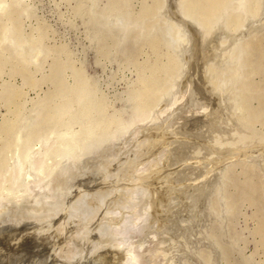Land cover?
Returning a JSON list of instances; mask_svg holds the SVG:
<instances>
[{
  "label": "rangeland",
  "instance_id": "rangeland-1",
  "mask_svg": "<svg viewBox=\"0 0 264 264\" xmlns=\"http://www.w3.org/2000/svg\"><path fill=\"white\" fill-rule=\"evenodd\" d=\"M156 1L157 0H87V1L86 0H0V51H1L0 52V127L2 128V124L5 125V121L8 124L7 120L8 121L10 120L11 122L9 121V123H10L9 125L12 124V128L14 129V130L12 129L10 131L12 133L11 134L12 139L10 141V143H11L10 145L13 146V147H11V146H8L9 144L6 143V141H7L6 138L8 136H10L7 134L8 131H3L4 128H2V129L0 128V139L2 138L1 142H0V152H1L0 153V171L1 170L3 171V172L1 171L2 176L0 173V183L3 186L0 193L7 196V197H5L4 202H2L4 207H3V205H1L2 207L0 208V232H2L3 230L9 229V228L11 230H14V229L18 230L19 229V231H20L21 227H29L30 225L35 227L34 231H33V229H31V231L29 230L30 234H29V232L26 233V235L24 233H21L20 235L18 234V235H14L13 237H10L11 239L9 240V242H11V240H12V242L9 244H6L4 241L2 243H0V247L1 246L3 247V248H0V254H1L0 264H12V263L13 264H19V263L21 264V262H22V264H25V262H27L26 264H45V263L47 264L48 261L50 262V263L48 262L49 264H51V263L60 264L59 260L61 261L62 264H64L63 262H64V260H67V258H69L68 259L69 262L65 261L66 262L65 264H67V263L73 264L74 260H75L74 264H80L84 260H86L84 262H86L87 264H91L90 262H92L94 264H104V263L107 264L106 263L107 262V253L110 251V250H108L110 248H108V246L104 247V245H109V247H110V244H109L110 243V235H109L110 220H109V216L111 214L109 215V213L106 211V209L109 210L106 207H111V204L109 202L110 201L112 202V199H109V198L110 197L113 198L114 195H117L119 192H121V190H123V188H124V186H123L124 183H126L125 187L128 186L127 184H129L130 186L132 185L131 183H133L132 179H133L134 174L131 173V170H133V165L136 163V160H133V159L137 154V152H136L137 148L134 145H135L136 140L139 138L138 136H141V135H137V133L139 134V132L141 130V124H142V122H140L141 124H139V121H140V119L144 120V116H149V117L151 116V118H153V116L156 114L155 111H152V110H156L155 109L156 105H152V101H151L148 103H150V105H152V106H150L148 103H147V105L149 107L147 105L145 106L143 104L144 102L141 101V98H137L139 96V95H137L138 94L137 92L140 91V93H145L148 90L149 94H150L151 91H154L155 87H147L146 86L147 81L145 79V77L149 75L150 67L152 66V64H154V61H155L154 59H156V60L159 59V60H157V62H155V64L158 63L156 65L160 66L161 64L163 65V63H164L165 67L171 68L170 71H172L173 73H177V74H173V73H170L169 70H166L167 72H164V74L162 71L161 72L162 74L157 75L155 77L156 78L155 82H156V84H158V85L155 84L158 87L157 90L161 89L160 91L156 92V93H160V94H157L159 98L157 97V95H155V97H154V100L156 98V100L158 102L163 100V98L166 95L164 88H166L167 84L171 83L172 79L174 81L176 80V78L174 76L177 75L176 77H178V74L182 70L180 68H182V66H183L182 56L176 50L174 45H172L173 44L172 41L177 37L176 36L177 34H179L181 31L184 32L185 29H184V27L173 23L168 18L166 19L164 17L165 19H162L163 18L162 17V11L164 10L163 7L165 5L166 0H158L159 3L161 2L160 4ZM112 3H114V4H112ZM253 3L255 6L253 5ZM80 4H81V6H80ZM151 4H152V6H151ZM158 6H160V7H158ZM251 6H252V11L250 12V15H248V13H247V15L248 16H253L251 14L257 15L259 12L258 2L257 1L252 2ZM253 6L257 10V11L255 10L256 12L253 10L254 9ZM147 7H148V9L150 7V9L148 10ZM113 8H115L116 10L118 9L117 11H120V12H117ZM145 10L148 14L145 12ZM80 11H82V12H80ZM143 12H144V14H143ZM12 13H13V16H11ZM8 14H9V16H11L9 18V20L13 24L9 28L11 30L12 26L14 27L13 30L17 34L16 36H18V39L16 38L15 33L12 34L13 30L11 32H9V29H7V28L5 29V27H6L5 26L6 25L5 20H6V17H9ZM156 16L162 17L161 19L159 18L160 21H157L158 18ZM248 16H246V13H245V15L244 14L239 15V18L243 22L244 19L247 18ZM95 17H97V18H95ZM151 17L153 19L155 18L154 22L152 21L153 19H150ZM1 18H3V19H1ZM114 18H115V20H114ZM194 18L195 17L192 18L191 16L190 17L187 16L186 18H184V20L186 22L189 21L188 23H190V24H195ZM106 19H107V21H106ZM127 19H128V21L125 22ZM138 20L141 23H139ZM147 20H148V22H147ZM109 21H111V22H109ZM113 21H115V22H113ZM212 21L214 22V20H212ZM216 21H217V19H216ZM105 22H107V23H105ZM159 22H161V23L163 22L164 24H161ZM192 22H194V23H192ZM213 22L212 23L210 22V24L214 25L216 23V22H214V23ZM122 23L124 26H122ZM131 23H133V24L130 25ZM149 23L152 26L151 28H150ZM158 23L161 25L159 26ZM126 24L129 27H127ZM147 24H149V25H147ZM169 24L170 25L172 24L171 25L172 27L169 26ZM113 25H115V26H113ZM125 25H126L128 31L130 30L132 33L130 31H129L130 34L128 32H126L127 29L125 28ZM143 25L145 27H143ZM146 25L148 26V31H150V32L152 31L151 33L147 31ZM156 25L158 27H156ZM163 25H165V26H163ZM139 26H141V28H143V29H141ZM131 27H133L132 28L133 30H131ZM161 27L164 28V30ZM167 27H169V28L166 29ZM107 28L109 29V31L107 30ZM112 28L115 30L113 31ZM135 28H136V31H135ZM138 28H140L141 30L140 29L138 30ZM156 28H158V29H156ZM262 28H264V25ZM262 28L259 30L260 32L256 33L257 35L255 34V38H254V36H252L253 38H251V39H256L260 43V46H259L260 52L257 56H255L254 61L252 62L251 66H248V67L246 66L244 68V73L248 72L249 69H252L253 72L251 73V75H249L250 79L248 78L247 80H245V79L243 80V78H242V82L244 83V81L245 82L250 81L248 83L255 85L256 88H260L258 90L259 91L262 90V91H260V92L258 91V92L261 93V95L264 98V52H262V51H264V36H263L264 31H262ZM36 30H37V33H36ZM162 30H163V32H162ZM139 31H140V33H139ZM142 32L145 34H143ZM101 34L104 36H102ZM127 34H128V36H127ZM258 34H260V35H258ZM13 35L15 36L14 38L12 37ZM37 35H38V37H37ZM172 37H174V38H172ZM154 38H159V42L164 41V42L160 43L159 48L157 49L158 51L156 50L159 53H157L156 51L152 52V48L146 44L147 41L152 40ZM170 38H172V39H170ZM19 39L29 40V42H27V44H29V45H31V44L34 45L33 44L34 42L35 43H36V41L38 42L39 45L36 43L37 45H35V46L39 47L41 49V54H42L39 56L40 58H39L38 62H36L35 64H30V62L27 63L28 61L20 60V58H21L20 56H19V58L17 57V54H18L17 43L19 42L17 40H19ZM130 39H131V41H130ZM30 40H32V43ZM107 40H108V42H107ZM101 42L103 44H101ZM119 42H122V44ZM138 42H139V44H138ZM165 42L168 45L165 44ZM135 43H136V46H135ZM166 45H167V48L165 47ZM102 46H103V48H102ZM169 46L172 47L171 50H170ZM104 47H105V50H104ZM127 48H130V49L128 50ZM141 48L143 50H137V49H141ZM173 50H176V51H173ZM127 51H130V52H127ZM139 51H141V52H139ZM174 52H176V53H174ZM176 55L178 58L176 57ZM168 57L170 58V60H172L173 66L169 62ZM179 57H181V58L179 59ZM242 57H243V59H245L244 53H243ZM24 59H26V58L24 57ZM9 61H11V63H9ZM80 61H82V62H80ZM161 61H162V63H161ZM167 61L169 63L166 65ZM142 64H145V66L147 65L148 67L144 69V65H142ZM79 65H80V67H79ZM73 66H74V68H73ZM173 67L174 68L176 67L177 69L176 68L174 69ZM208 68L209 67H205V69L204 68L202 69V67L200 66L196 70V73H197L196 75L198 77L195 76L194 84H202L203 82L207 81V78L209 80L210 75H212V76L215 75V73H214L215 69L212 66L210 67V69H208ZM179 69H180V71L177 72L176 70H179ZM200 70H202V71H200ZM206 74H209V76L206 77V79H205V76H207ZM74 76H76V77H74ZM168 76H170L171 78ZM201 77L203 78L202 79L203 81L201 80ZM83 78L86 80H84ZM225 78H228V76H226ZM143 79H144V81H143ZM82 80H84V81H82ZM80 81H81V83H80ZM140 81H142V82H140ZM242 82H239L238 86L236 87L237 89L235 88L236 90H234V93H235L234 97L238 96V98L240 99L239 103H236L237 102L236 100H239L238 98H235L234 99L235 101L232 102L234 104V108H236L237 110L236 109H235L236 111L234 109L231 110L233 108V106H232L233 104L231 105V108H227L228 110H225L226 107H225V109H223L224 108L223 104L220 103V107H221L220 117L221 116H223V117H221V120H219L220 119L219 117H218L219 119L218 118H216V119L221 121L222 125H221V122H217V120H215L217 123L213 122V125H215V124L216 125L215 126L211 125L212 130L209 129V127L208 128L207 127L206 128L201 127L200 131L202 130V132H201L202 134L198 130L199 132L197 131L198 132L197 135L200 137L202 136V137L199 138L197 136L198 140L193 141L195 143V145H192V144H194L193 142L189 143L191 145L189 146V148L187 150V152H189L188 153V156H189L188 159H190V160L195 159L196 162H199L201 164L203 163V161H204V163H205V161H207L206 162L207 164L205 163L206 165L204 163L201 165L202 167H205L206 171L203 170L204 168H202V169H198V172H197L196 171L197 167L195 168V164H192L193 161H190V160L186 161L187 165L189 164L190 168H193L191 165H194L193 172L196 174H201V170H202V174H204L206 172L205 176H207L206 177L207 179L209 177H211V179L214 178L213 179L214 180V186H212V189H210V192H208V194L206 195L208 197V199H207V197H205L207 200H205V198L203 200L204 202L202 204L203 205L202 207L204 209L202 208L203 213H202L201 219H204V220H201V221H203L202 222L203 224L200 223V227H199L200 230L198 231L196 229L197 232H195V233L199 232V234H197V235H201V236L200 237L198 236V238L195 237L196 239L194 238L193 243L191 244L190 240H189V242L187 239H185L187 241H184V238H181L182 235L177 233L176 237L181 236L179 238L180 243L183 240V242L181 243L182 244L181 247H183L182 248L183 254L181 255L182 257L180 256L181 258H178L179 260H176L177 262L175 261V263H172V264H176V263L177 264H264V237L260 233V229L258 228V227H260L261 220L264 219V207H263L264 206V204H263L264 199H262V198H264V193H263L264 190H262V189H264L263 188L264 187V174H263V172H264V151H263V153L259 151L260 146L262 148L261 150H264L263 149V147H264V124H263L264 123V109H262V107L264 108V106L260 105L259 100H258V98H256V96H253V98H250L252 96H248L247 98L246 97L244 98V100H246V102L249 103V105H247V107L249 106V108H251V109L248 108L250 111L251 110L252 111L256 110V112L259 111L258 112L259 116L256 117L258 119H255V122H257V123L252 122V124L250 125L252 132L258 133L260 136H262L260 138H258V137L255 138V136L246 132V130L242 124L243 113L241 110V106H242V102H243V91H242V89H240ZM84 83H86V84L84 85ZM239 89H240V91H239ZM163 90H164V93H163L164 95L162 94ZM235 91L238 94H236ZM159 95H163V96L160 97ZM146 96H148V95L146 94ZM247 99L249 100V102ZM148 100H149V98H147V101ZM154 100H153V104L158 103L156 100L155 101ZM235 103H236V107H235ZM147 107L150 108L151 110L148 109V111H147L145 109ZM142 108H144L143 111L146 110L144 112L145 114H143V111H141ZM229 109H230V111H229ZM208 110H210V107L208 108ZM138 111H139V113H138ZM152 112L155 114H153ZM236 112H237V114L234 115ZM203 113L204 112H200L197 114L193 113L192 115L197 117V118H203V115H204ZM140 114H143L142 115L143 117H140ZM200 114H202V115H200ZM192 115L190 116V118L192 117ZM228 116L231 118L233 117V119L230 120L231 118H228ZM75 117H77V118L79 117L78 118L79 122L75 121L76 120ZM149 117H147V118L145 117V118H146V120L148 119L149 121L152 120L150 123L157 122V120H155L154 118L150 120ZM195 117H193V118H195ZM71 118H72V120H71ZM22 120L23 121L25 120V122H22ZM45 120H46V123H45ZM110 120L114 121V122H111ZM12 121L14 124L12 123ZM146 122H148V121H146ZM74 123H76V124H74ZM137 123L139 126H137ZM232 123H234V124H232ZM65 124H66V126H65ZM226 124H227V126H226ZM62 125H64V126H62ZM252 125H254V126L252 127ZM142 126H144V124H142ZM88 127H89V129H86V130L84 129V128H88ZM212 127H215V128H212ZM220 127H222L221 134H220V132H218L221 129ZM231 127H233V128H231ZM126 128L127 129L129 128L128 129L129 131H131L132 128L135 132L138 131V130L136 131V129H139V131L137 133L132 131V133H133L132 134L131 132L124 130ZM82 129L85 130L87 133L85 131H83ZM61 130L64 132H62ZM65 130H66V133H65ZM123 131H125V132L127 131V133H128L127 140L125 139L126 142L123 139L124 138L123 135H125V138H126L127 133L124 134ZM229 131L231 134L229 133ZM70 132H72V133L70 134ZM73 132H76V133H73ZM83 132L86 135H84V134L82 135ZM88 132H90V133H88ZM120 132H122L123 134ZM210 132L212 135L210 134ZM227 133H228V135H227ZM235 134H236V136H234ZM28 135H31V137ZM62 135H64V136H62ZM66 135H68L67 137H70V138L65 137ZM69 135H71L72 138ZM114 135H116L117 137ZM129 135L131 137H129ZM135 135L137 136L136 138H135ZM77 136H79V137H77ZM111 136H112V138H111ZM119 136H120V138L118 139ZM223 136H225V137L222 138ZM250 136H252V137H250ZM121 137L123 140H121ZM133 137L135 138V140H133ZM226 137H227V139H226ZM13 138H14V140H13ZM28 138H29V140H25ZM76 138H77V140H75ZM116 138L118 140H120V141H117L118 143L116 142ZM128 138L131 139V144L129 143L130 140L128 142ZM216 138L219 140H216ZM249 138H251L252 140H249ZM103 139H104V141H102ZM174 139L170 138L171 141L173 140V143H169L170 142L169 140L166 142L164 140V141H160L162 144L161 143L159 144V142H158L157 145L158 146H160V145L164 146V147L161 146V148H160L162 151L165 148L166 149H168V148L172 149L177 144L176 143L177 140H174ZM199 139H201V140L199 141ZM220 139H221V141H220ZM228 139H230V140H228ZM179 140H180V138H179ZM101 141H102V143H101ZM97 142H100L101 145L98 144ZM223 142H224V144H223ZM232 142H234V144ZM91 143L94 144V147L91 146L92 145ZM126 143H128L129 148H127ZM196 143H198V144H196ZM204 143L207 145H205ZM231 143H232V145H235L236 148L238 147V149H242V147H244V149H246V150H244V149H242V150H244L245 154L236 157V159L233 157L230 159L227 157H223L221 154L214 152V148H216L217 145H219L218 146L219 149L223 145L226 148L229 147L232 149ZM89 144H91V145H89ZM220 144H223V145H220ZM87 145L91 146V148L89 149V146H87ZM171 145H172V148H171ZM211 145H212V147H211ZM229 145H231V146H229ZM239 145H242V146L240 147ZM6 146H7V148H6ZM102 146H103V148H101ZM114 146L116 148V149H114V151L116 150L115 153L112 149ZM122 146L124 147V149ZM198 146L201 149H199ZM225 147L222 149H226ZM92 148L97 149V150L92 151ZM109 148H111L113 153L112 152L109 153L110 152ZM132 148H134V149H132ZM156 148L157 147L155 146L154 149L152 150L153 152H151V154H150V159H152V160L154 159L153 157H155L157 154ZM247 148H248V151H247ZM256 148H258V149H256ZM83 149H84V151H86L85 152L86 155H84V152H82ZM117 149H119V151ZM121 149L124 150V152H123L124 154L120 153ZM234 149H235V147H234ZM249 150L252 151V153ZM99 151H100V154L99 153L97 154V152H99ZM106 151H108V153L110 155L107 154ZM23 152H26L25 154H23L24 157H22ZM130 152H132V153H130ZM211 152H214V154L215 153L216 154L214 155ZM247 152L248 153L250 152L251 154L249 156H247L246 155ZM87 153H89V154L87 155ZM128 153H130V154H128ZM190 153L192 154L191 155L192 157L190 156ZM121 154H122V156H120ZM127 154H128V156H127ZM67 155H68V157H67ZM98 155H100V156L102 155L103 158L98 156ZM115 155H117V156H115ZM84 156H85V158H84ZM104 156H108L107 159ZM196 156H198V158H200L202 156L200 158L202 162L199 159L197 161V158H193ZM29 157L31 158V160ZM38 157H40V158H38ZM65 157H66V159L64 160ZM74 157L75 158L79 157V158L74 159ZM213 157L215 160L213 159ZM243 157H245L246 159ZM252 157H254L256 160L254 158H253L254 159L253 160ZM18 158H19L20 162H17ZM25 158H27V159H25ZM41 158H43L45 162L43 160H41ZM69 158H71V159H69ZM112 158H114V161L112 160ZM126 158H128V159H126ZM158 158H157V161H158ZM224 158H225V160H224ZM61 159H63V160H61ZM99 159L102 161H99ZM104 159L106 161H108L109 163L106 162ZM95 160L98 161L99 163L98 162L96 163ZM111 160H112V162H114V166H113ZM121 160H123V161H121ZM11 161H12V164H11ZM21 161H22V163H21ZM29 161H31V163L37 162V163L41 164L42 162H44L45 164H47V165L43 164L44 168L41 171H38L37 172L38 174L36 173L38 177H45V179H43L44 182H47L48 180L49 181L54 180L53 182L55 183L56 182L55 179L56 180L59 179V178H56L57 176H59L61 178V180L62 179L65 180V181L64 180L61 181L59 179L58 181L59 182L61 181V184H59V182L58 183L56 182L55 186H54V183L51 182V186L53 184L52 189L56 188L54 191L57 193V195H56V193L54 194L53 190H51V189L48 190V188H51V186L48 187V185H50V182L49 183L47 182L45 191H46V189L49 191L47 194L49 196V195H51V192H50V190H51L53 192L51 195L52 197H49L50 199L48 198V201H45V202L43 201V205L40 204L39 206H36L35 208H32L31 210H29L30 207L28 204L31 200L30 199L31 196H28V194H26V193H24L22 195V193L19 194L18 192H16L19 189L18 187L22 186L25 183V182L23 184H22V182L20 183V181H23V175H24L23 169H22V172L20 171L21 166H22L21 164H23L22 167H24L27 164V162H29ZM71 161H73L72 163H74L73 165H75L74 166L75 168L72 167L74 174H72V172H69L72 169V168H69L70 166L68 165V164L71 165ZM88 161H90L91 163ZM125 161H127L126 164H125ZM253 161H255V162H253ZM258 161L260 162V164L258 163ZM66 162H67V165L69 166V167L67 166L68 168L65 167ZM68 162H70V163H68ZM80 162H81V164H80ZM110 162H111V164H110ZM189 162H191V163H189ZM83 163H86V164H83ZM104 163H106L107 166ZM118 163H119V166H118ZM122 163L124 165H122ZM10 164H11V167L14 165L16 166L15 169L13 168V170H11V173L9 171L10 169L7 166V165L10 166ZM120 164H121V166H120ZM208 164H209V166L210 165L211 166L208 167L207 166ZM245 164L248 167L245 166ZM84 165H86V166L84 167ZM115 165H117V167H119V169L117 167H115ZM130 165H131V167H129ZM63 166L65 168H62ZM87 166H89L88 167V169L90 168L89 170L86 168ZM108 166H111V167L108 168ZM249 166L251 168L253 167L252 169L256 170V171H253L251 168H249ZM26 167L27 166H25L24 169H26ZM217 167L220 169H218ZM246 167L249 168V170H246L247 169ZM206 168H208L209 171H211L210 170L211 168H212V170H214V168H216V169L214 172L212 171V173L210 174V172H208ZM82 169H84L85 171H82ZM116 169H118V170H116ZM100 170H101V172H100ZM107 170H108V172H106ZM118 171L120 173H118ZM93 172H95V173H93ZM103 172L104 173L106 172V173L104 174ZM102 173L104 175H102ZM124 173L126 176H124ZM252 173H254V174H252ZM60 174H62V175L60 176ZM93 174L96 175V177ZM208 174H210V175L208 176ZM9 175L10 176L12 175V177H11L12 181H10L11 178H8ZM53 175H56L55 179H54ZM69 175H71V176H69ZM76 175H77V177H76ZM81 175H82V178L80 177ZM101 175L103 177H101ZM108 176H111V177H108ZM72 177H75V178H72ZM91 177H92V181H90ZM125 177H126V179H125ZM192 177H193V175H192ZM216 177H217V180H216ZM103 178L106 180L107 184L105 183ZM107 178H110V179L108 180ZM115 178L118 180L117 182L114 181V180H116ZM122 178L125 179V182H124V179L122 180ZM253 178L255 180L252 182L251 179L253 180ZM87 179L89 181H87ZM128 179H130V180H128ZM211 179L209 178V180H211ZM18 180H20V181L18 182ZM76 180L78 183L76 182ZM82 180H84V181L82 182ZM85 180L89 183H87ZM95 181H96V183H95ZM102 181H104V183ZM4 182H6V183H4ZM98 182H100V184H98ZM121 182H123V184ZM62 183L65 184V186H63ZM116 183L121 184V186H119V187H121V190L119 187H117L118 185H116ZM6 184L8 185V187H6L7 186ZM81 186L85 187V189L83 187L80 188ZM254 186H255V188L257 187L256 188L257 190L253 188ZM74 187L77 189H75ZM6 188L8 191L6 190ZM8 188L11 190L13 188L14 189L12 191L11 190L9 191ZM107 188L108 189L110 188V189L108 190ZM117 188H119V189H117ZM68 189H70V191ZM83 189L85 191H83ZM91 189L94 190V192H91L92 191ZM95 189H97V191H95ZM88 190H90V191H88ZM71 191H73V192H71ZM75 191H77L78 194L80 192L81 198H83L82 196L84 194H86V196L84 195V199H81L79 195H76L77 192L74 193ZM86 191L89 192L88 194H90V196L86 193ZM81 192H83V193H81ZM10 194H12V195H10ZM25 194H26V196H25ZM61 194L63 195V197L65 196V200L61 199L62 197H59V196H61ZM65 194H68V195H65ZM74 194H75V197L79 196L76 198L77 203H76L75 199L72 200V198L74 197ZM225 194H226V196L229 195V197H226L227 199L225 198ZM53 195H56L57 196L56 198H58L59 201L57 199H55V197ZM71 196H72V198H71ZM261 196H263V197H261ZM85 197H88V199L87 198L85 199ZM66 198H67V200H66ZM105 198H107V199H105ZM255 198H257V199H255ZM228 199L231 200L232 204L228 201ZM227 201L229 202V204ZM251 201L254 204H252ZM9 202H10V204H9ZM24 202H26L28 204V206ZM73 202H75L76 204H78V202H79V207L77 208V210H76L77 206L76 205L74 206L75 203L73 204ZM106 202L108 203V205H105V204H107ZM67 203H68V208H67V206H65V205H67ZM94 203L96 204L95 206H93ZM6 204H9V205H6ZM59 204H61V205H59ZM83 204H85V205H83ZM19 205H20V207H19ZM62 205H64V206L62 207ZM87 205H88V207H92V208H90V210L92 212L91 211L88 212L89 211L88 207L86 208ZM100 205L101 206L103 205V207H101ZM15 206H17V208ZM50 206H52V207H50ZM58 206H61V208L59 209ZM71 206L74 207L75 208L74 210H76V211H74L71 208ZM39 207L41 208V209H39L41 211L38 212L37 209ZM10 208H13V210ZM15 208H16V210H15ZM24 208L27 209L28 212ZM52 208H53V210H52ZM70 208H71V211H73L72 214H70L71 213ZM93 208L97 211H95ZM48 209H51V212L53 211L55 213L57 212L58 214H60L59 218H61V219L58 218L59 215L57 216V214L55 215V214H53V212L52 213L48 212L47 211ZM11 210L15 215L12 214ZM32 210H33V212H32ZM85 210H88V211H85ZM42 211H45V212H42ZM67 212L69 213L70 216L69 215L67 216V214H68ZM84 212L86 215L83 214ZM104 213H106L107 215L106 214L104 215ZM51 214H53V216H55L56 218H51L52 217ZM80 214H82L83 216H81ZM71 215H73V216H71ZM203 215H204V218H203ZM61 216H63V220L65 219L64 217L67 218L66 224H64L65 220L63 221ZM75 216H78L80 219L77 220L78 217L76 219ZM69 217H73V218L75 217V220L77 222V223L75 221L73 222V218H72L71 222H73L72 224L74 225V227L71 226L72 228L70 231H72L73 233L69 231L70 225H72L70 220L68 219ZM44 218H45V221H44ZM83 218H84V220H82ZM98 218L100 221H101V219H104V220L107 219L108 223H107V220L105 221V223H104V220H103V222H99V220H97ZM52 219H53V221H52ZM17 220H19L18 221L19 224L16 222ZM39 220L40 221L43 220V221H41L42 223ZM47 220H49V221H47ZM68 220L70 223H67ZM88 220H90V221L88 222ZM3 221H9V222H6V224H8V225L7 226H6V224L4 225ZM46 221H47V223H49V224L51 223V225L52 224L53 225L48 226ZM55 221H57V222H55ZM58 221H62L63 223L58 222ZM78 221L81 222L82 226H81V224L78 223ZM94 221H96V222H94ZM97 221H98V223H97ZM14 222H16L17 224H15ZM33 222H35V223H33ZM91 222H94V223H91ZM39 223H41V224H39ZM88 223H90V225ZM58 224H60V228H62V229L64 228L63 231L60 228L56 229V227H59ZM61 224L63 225V227ZM67 224H69V225H67ZM76 224L77 225L79 224L81 227L77 226L78 227L77 228ZM105 224H106V226H104ZM108 224H109V226H108ZM15 225H17V226H15ZM64 226L67 228H65ZM93 226H94V228H92ZM107 226H108V228H107ZM44 229H47L48 231H51V232L57 231V234L49 232V234H51V235H49L50 238L54 237L53 239H50L47 235L48 231H46ZM67 229L69 231V233L67 232L68 234L66 233ZM74 229H76V230H74ZM95 229H97L96 233H95V231H96ZM84 230H86V234H87L86 236H85ZM89 230H91V231H89ZM212 230H214V231H212ZM61 231H62V233H61ZM87 231L91 232L89 234V237H88L89 232L87 233ZM92 231H93V233H94L93 235L95 237H93ZM81 232L84 234H82ZM65 233H66V236H64ZM202 233L204 236L202 235ZM78 234H80V235L82 234V236L84 235L85 237L84 236L82 237ZM106 234H108V235L105 236ZM29 235H30V237L32 236L30 239L31 241L28 239ZM33 235H37V236H35L36 239H38L39 237H41V238H39L38 240L35 241V238L33 237ZM55 235H57V236H55ZM91 235H92V237H91ZM102 235H104V237ZM197 235H195V236H197ZM60 236H61V239L65 237L64 241H67V242H65L61 245L63 239H62V241H59ZM77 236L80 238V240L82 239V241L84 239H86V242L81 241L82 244L81 245L79 244L80 246H78V244H75V242H73L75 239L76 241H78V243H81L79 241V238H77ZM42 237H45L46 239L42 238ZM105 237H108L106 239H108L109 241L106 240ZM47 238H49V239H47ZM96 238L98 239V241L100 239V241L98 242ZM40 239H43V240L45 239L46 241L45 240L43 241ZM101 239H102V242H101ZM57 240L59 241L60 244L57 243ZM94 240H95V242H92ZM5 241L8 242L7 239H5ZM51 241H53L52 244H51ZM21 242H24V243H22V245H21ZM72 242L76 246L73 245ZM105 242L107 244H105ZM191 242H192V240H191ZM25 243H27V244H25ZM36 243H38V244L40 243L39 246L41 245L42 250H39L40 247ZM87 243H89V244H87ZM50 244H51V246H49ZM46 245L49 246L50 249H52L55 246L56 248H53L52 250H56L55 252H57L58 254L56 255V253L55 254L52 253V251L49 249V247H46ZM56 245L57 246L60 245V246L57 247ZM94 245L98 249H99V247H103L100 249L104 250V248H105L106 251L104 250L105 252H103L100 249L96 250V247ZM199 245H200V247H199ZM35 246H36V248H35ZM44 246L46 247V249L44 248ZM61 246H64L65 248L63 247L64 248L63 249ZM19 247L24 248L23 249L24 251H22V249H20ZM37 247H39V248H37ZM66 247H68V249ZM59 248H62L64 251L60 250ZM75 248H76V250L72 251ZM84 248H85V251H87V252H89L88 250L90 248L91 249L94 248V249L93 250L90 249L92 251L90 254V253H87L85 251L81 252L84 250ZM86 248H88V250H86ZM57 249H59L60 251L59 250L57 251ZM28 250H30V252L32 250H34L33 251L34 253H30V252H28ZM69 250H71V253L67 252ZM72 252H74V253H72ZM24 253H27V255ZM28 253H30V254H28ZM48 253L50 254V256L52 255V257L48 258L49 257V256L47 257ZM68 253L70 255L69 257H68ZM78 253H80L81 255L83 254V256H85V257H83L84 260L82 259L83 261H81L80 263H79L80 259L79 260L77 259V261H76V259H74V256L76 257V255H78ZM93 253H94V255H93L94 257L91 256ZM2 254H4L3 256H5L7 254L8 260L6 258H4L2 256ZM16 254H17V257H16ZM40 254H41V256H39ZM42 254H43V256H42ZM88 254L90 257L88 256ZM18 255H20L19 258H22V259L18 261L19 263H17V262L14 263L16 260L12 261V259L14 260L17 258V260H18ZM24 255H26V256H24ZM45 255H46V257H45ZM72 255H74V256L72 257ZM22 256H24L25 258ZM53 256H55L54 257L55 260H54ZM99 256H100V258H99ZM70 257H72V260H70ZM80 257L81 256L79 255V258ZM86 257H89V258L92 257L94 259H92V260L90 259V261L88 262L87 259H89V258H86ZM97 257L99 259H97ZM2 258H4L5 263H3ZM29 258H30V260L31 259H35V260H33V261L28 260L27 261V259H29ZM52 258L54 260L53 262H51ZM62 258H63V260H62ZM76 258H78V256ZM40 259L41 260L46 259V261L41 262ZM56 260H58L57 263H56ZM94 260H96L97 263L94 262ZM178 261H179V263H178ZM84 262L81 264H84Z\"/></svg>",
  "mask_w": 264,
  "mask_h": 264
},
{
  "label": "bare ground",
  "instance_id": "bare-ground-1",
  "mask_svg": "<svg viewBox=\"0 0 264 264\" xmlns=\"http://www.w3.org/2000/svg\"><path fill=\"white\" fill-rule=\"evenodd\" d=\"M87 1V0H86ZM258 2V4H259V12H258V14L257 15H255V14H251V15H253V16H248V15H250V12L252 11V6H251V4H252V2ZM115 2V1H114ZM145 2V1H144ZM155 2V1H154ZM156 2H158L159 3V1L157 0ZM117 3V2H116ZM115 3V4H116ZM119 3V2H118ZM157 3V4H158ZM161 3V2H160ZM159 3V4H160ZM231 3V4H230ZM112 4H114V3H112ZM148 4V3H147ZM146 4V5H147ZM122 5V4H121ZM150 5V4H149ZM253 5H254V3H253ZM80 6H81V4H80ZM86 6V5H85ZM151 6H152V4H151ZM150 6V7H151ZM157 6V5H156ZM155 6V7H156ZM255 6V5H254ZM253 6V7H254ZM150 7H149V9H150ZM158 7H160V6H158ZM162 7V6H161ZM84 8V7H83ZM125 8V7H124ZM130 8V7H129ZM154 8V7H153ZM152 8V9H153ZM164 10L162 11V17L161 16H159V17H157L158 19H157V21H160L159 20V18L161 19H169L170 21H172L173 23H175V24H178V25H180V26H182V27H184V29H185V31L183 32V31H181L179 34H177L176 36V38L172 41L173 42V44L172 45H174V47L176 48V50L181 54V56H182V59H183V66H182V68H180V69H182L181 70V72L178 74V77H176L177 75H175L174 77L176 78V80L174 81L173 79V81L171 80V83L170 84H167V86H166V88H164L165 89V93H166V95H165V97L163 98V100H161V101H157L156 100V98H155V100L158 102V103H154L153 104V100H154V97H155V95H157V94H160V93H156V92H158V91H160L161 89H159V90H157L158 89V87L156 86V85H158V84H156V76L157 75H160V74H162L161 72L163 71V74H164V72H167L166 70H169L170 71V69L171 68H168V67H165V65H164V63H163V65L161 64L160 66L159 65H156V64H158V63H156L155 64V62H157V60H159V59H154L155 61H154V64H152V66L150 67V69H149V75L148 76H146L145 77V79H146V81H147V83H146V86L147 87H155L154 88V91H151L150 92V94H149V91L147 90L145 93H140V91H138L137 93V95H139L137 98H141V101H143L144 103V105L146 106L147 105V103L148 102H151L152 101V105H156L155 107V109L156 110H152V111H155V113H153V114H155L154 116H153V118L155 119V120H157V122H152V123H150L152 120L151 119H153V118H151V116L149 117V116H144V120L143 119H140V121H139V124H141L140 122H142V124H144V126H142V124H141V130H140V132H139V134L137 133L138 131H139V129H136V131L137 132H135L134 130H133V128L131 129V131H129L127 128L126 129H124V130H127L128 132H131L132 133V131H134L135 133H137V135H141V136H138L139 138L136 140V142H135V145L134 146H136V152H137V154H136V156L134 157V159L133 160H136V163L133 165V170H131V173H133L134 174V176H133V183H131L132 185L130 186L129 184H127L128 186H126L125 187V184L126 183H124V188H123V190H121V187H119V186H121V184H117L116 183V185H118L117 187H119L120 188V190H121V192H119L117 195H114V197L113 198H109V199H112V202L110 201L109 203L111 204V207H106V208H108L109 210H107L106 209V211L109 213V220H110V232H109V235H110V247H109V245H104V247L105 246H108V248H110V249H108V250H110L108 253H107V264H172V263H175V261L176 260H179L178 258H181L182 256V254H183V247H181V243L183 242V240H182V242L180 243V240H179V238L181 237L180 235V237H176V234L177 233H179V234H181L182 235V237L181 238H184V241H187L188 240V242H189V240H190V243L192 244L193 243V240H194V238L195 237H197L198 238V236L200 237L201 235H197V234H199V232L198 233H195V232H197V230L199 231L200 230V223H202L203 221H201V220H204V219H201V216H202V204H203V200H204V198L205 197H207L206 195L208 194V192H210V189H212V186H214V178L213 179H211V177H209L211 180H209V178L207 179L206 177L207 176H205L206 175V172L204 173V174H202V170H201V174H196V173H194L193 172V168H194V165H191L193 168H190V165L188 164L187 165V163H186V161L188 160H190V159H188L189 158V156H188V153L189 152H187V150H188V148H189V146L191 145V144H189V143H192L193 141H195V140H198L197 139V134H198V132L200 131V128L201 127H209V129H211V125H213V122H215V123H217V122H221V121H219V120H221V117H223V116H221L220 117V115H221V107H220V103H222L223 104V109H225V107H226V109L225 110H228L227 108H231V105L233 104L232 102H234L235 100V98H238V96H236V97H234V95H235V93H234V90H236L237 88V86H238V83L239 82H242V78H243V80L245 79V80H247L248 78H249V75H251V73L253 72V70L252 69H249L248 70V72H245L244 73V68L247 66H251V64H252V62L254 61V58H255V56H257L258 54H259V50H260V48H259V46H260V43L256 40V39H251V38H253L252 36H254V38H255V34L257 33V32H260L259 30L263 27V25H264V0H166L165 1V5H164ZM113 9H115V8H113ZM112 9V10H113ZM147 9H148V7H147ZM148 9V10H149ZM116 10V9H115ZM118 10V9H117ZM116 10V11H117ZM144 10V9H143ZM147 10V11H148ZM158 10V9H157ZM254 11L256 10L255 9V7H254V9H253ZM12 11V10H11ZM257 11V10H256ZM255 11V12H256ZM80 12H82V11H80ZM111 12V11H110ZM114 12V11H113ZM117 12H120V11H117ZM130 12V11H129ZM134 12V11H133ZM141 12V11H140ZM145 12H146V10H145ZM160 12V11H159ZM254 12V13H255ZM8 13V12H7ZM127 13V12H126ZM139 13V12H138ZM147 13V12H146ZM245 13H246V16H248L247 18H245L244 19V21L242 22L241 20H240V18H239V15H245ZM247 13H248V15H247ZM143 14H144V12H143ZM148 14V13H147ZM146 14V15H147ZM134 15V14H133ZM132 15V16H133ZM157 15V14H156ZM8 16H9V14H8ZM11 16H13V13H12V15ZM11 16H9V17H6V20H5V29L7 28V29H9V32H11L12 30H13V26H12V29L10 30V28L9 27H11V25H13L12 24V22L9 20V18L11 17ZM111 16V15H110ZM142 16V15H141ZM154 16V15H153ZM187 16H191L192 18L193 17H195L194 18V20H195V24H190V23H188V22H186L185 20H184V18H186ZM5 17V16H4ZM15 17V16H14ZM134 17V16H133ZM140 17V16H139ZM138 17V18H139ZM165 17V18H164ZM13 18V17H12ZM95 18H97V17H95ZM128 18V17H127ZM1 19H3V18H1ZM113 19V18H112ZM123 19V18H122ZM132 19V18H131ZM130 19V20H131ZM150 19H153L152 17L150 18ZM216 19H217V21H216ZM100 20V19H99ZM114 20H115V18H114ZM154 20H155V18L152 20L153 22H154ZM188 20V19H187ZM212 20H214V22H216L214 25H211L210 24V22L212 23L213 21ZM3 21V20H2ZM17 21V20H16ZM101 21V20H100ZM106 21H107V19H106ZM128 21V19L125 21V22H127ZM132 21V20H131ZM139 21V20H138ZM167 21V20H166ZM109 22H111V21H109ZM113 22H115V21H113ZM124 22V21H123ZM146 22V21H145ZM147 22H148V20H147ZM150 22V21H149ZM171 22V23H172ZM191 22V21H190ZM213 22V23H214ZM4 23V22H3ZM105 23H107V22H105ZM139 23H141L140 21H139ZM143 23V22H142ZM159 23H161V22H159ZM158 23V24H159ZM192 23H194V22H192ZM133 23H131L130 25H132ZM144 24V23H143ZM150 24V23H149ZM149 24H147V25H149ZM155 24V23H154ZM161 24H164L163 22L161 23ZM161 24H159V26L161 25ZM119 25V24H118ZM117 25V26H118ZM127 25V24H126ZM126 25H125V28L127 29V27H129L128 25H127V27H126ZM146 25V26H147ZM166 25V24H165ZM165 25H163V26H165ZM172 25V24H171ZM170 24H169V26H171ZM93 26V25H92ZM113 26H115V25H113ZM121 26V25H120ZM122 26H124L123 25V23H122ZM134 26V25H133ZM168 26V25H167ZM174 26V25H173ZM110 27V26H109ZM140 28H141V26H139ZM143 27H145L144 25H143ZM152 26H151V24H150V28H151ZM156 27H158L157 25H156ZM172 27V26H171ZM124 28V29H125ZM133 27H131V30H133L132 29ZM140 28H138V30L140 29ZM154 28V27H153ZM162 28V27H161ZM169 27H167L166 29H168ZM4 29V28H3ZM111 29V28H110ZM141 29H143V28H141ZM140 29V30H141ZM145 29V28H144ZM147 31H148V26H147ZM145 29V30H146ZM156 29H158V28H156ZM155 29V30H156ZM163 30H164V28H162ZM264 28H262V31H264L263 30ZM107 30L109 31V29L107 28ZM112 30L114 31L115 29H113L112 28ZM123 30V29H122ZM121 30V31H122ZM154 30V31H155ZM163 30H162V32H163ZM125 31V30H124ZM130 31V30H129ZM129 31H128V29L126 30V32H128L129 33ZM135 31H136V28H135ZM131 32V31H130ZM148 32H150V31H148ZM152 32V31H151ZM150 32V33H151ZM15 32H14V30H13V33L12 34H14ZM21 33V32H20ZM19 33V34H20ZM36 33H37V30H36ZM117 33V32H116ZM115 33V34H116ZM132 33V32H131ZM139 33H140V31H139ZM143 33V32H142ZM147 33V32H146ZM155 33V32H154ZM160 33V32H159ZM185 33V34H184ZM119 34V33H118ZM121 34V33H120ZM130 34V33H129ZM143 34H145V33H143ZM172 34V33H171ZM17 34L15 33V36H16ZM102 35V34H101ZM152 35V34H151ZM162 35V34H161ZM257 35V34H256ZM258 35H260V34H258ZM14 35L12 36L13 38L15 37ZM20 36V35H19ZM22 36V35H21ZM102 36H104V35H102ZM127 36H128V34H127ZM147 36V35H146ZM153 36V35H152ZM169 36V35H168ZM264 36V35H263ZM262 36V37H263ZM33 37V36H32ZM37 37H38V35H37ZM155 37V36H154ZM162 37V36H161ZM16 38L18 39V36H16ZM23 38V37H22ZM34 38V37H33ZM124 38V37H123ZM172 38H174V37H172ZM172 38H170V39H172ZM258 38V37H257ZM126 39V38H125ZM129 39V38H128ZM134 39V38H133ZM140 39V38H139ZM163 39V38H162ZM106 40V39H105ZM169 40V39H168ZM17 41H19L18 43H17V49H18V54H17V57L19 58V56L21 57L20 58V60H22V61H28L27 63H29L30 62V64H35L36 62H38V60H39V56L40 55H42L41 54V49L39 48V47H36L35 45H37L38 44V42L36 41V43L34 42L33 44L34 45H29V44H27V42H29V40H24V39H19V40H17ZM31 41V43H32V40H30ZM127 41V40H126ZM130 41H131V39H130ZM140 41V40H139ZM263 41V40H262ZM107 42H108V40H107ZM106 42V43H107ZM123 42V41H122ZM122 42H119V43H121L122 44ZM135 42V41H134ZM162 42H164V41H161V42H159V38H154V39H152V40H149V41H147L146 42V44L149 46V47H151L152 48V52H155L158 48H159V45H160V43H162ZM169 42V41H168ZM40 43V42H39ZM137 43V42H136ZM136 43H135V46H136ZM171 43V42H170ZM263 43V42H262ZM101 44H103L102 42H101ZM100 44V45H101ZM138 44H139V42H138ZM165 44H167L166 42H165ZM39 45V44H38ZM126 45V44H125ZM128 45V44H127ZM168 45V44H167ZM167 45L165 46L166 48H167ZM171 45V44H170ZM263 45V44H262ZM141 47V46H140ZM170 47V46H169ZM102 48H103V46H102ZM101 48V49H102ZM107 48V47H106ZM113 48V47H112ZM111 48V49H112ZM143 48V47H142ZM137 49V50H143V49ZM150 48V49H151ZM98 49V48H97ZM110 49V50H111ZM128 50L130 49V48H127ZM172 49V47H170V50ZM104 50H105V47H104ZM154 50V51H153ZM176 50H173V51H176ZM99 51V50H98ZM123 51V50H122ZM135 51V50H134ZM151 51V50H150ZM158 51V50H157ZM156 51V52H157ZM1 52V51H0ZM113 52V51H112ZM127 52H130V51H127ZM136 52V51H135ZM139 52H141V51H139ZM262 52H264V51H262ZM145 53V52H144ZM157 53H159V52H157ZM171 53V52H170ZM174 53H176V52H174ZM243 53L245 54V59H243ZM4 54V53H3ZM101 54V53H100ZM110 54V53H109ZM125 54V53H124ZM142 54V53H141ZM147 54V53H146ZM156 54V53H155ZM168 54V53H167ZM262 54V53H261ZM242 55V56H241ZM122 56V55H121ZM168 56V55H167ZM170 56V55H169ZM261 56V55H260ZM3 57V56H2ZM23 57V58H22ZM24 57L27 59H24ZM138 57V56H137ZM157 57V56H156ZM155 57V58H156ZM176 57H177V55H176ZM4 58V57H3ZM6 58V57H5ZM8 58V57H7ZM104 58V57H103ZM178 58V57H177ZM181 57H179V59H180ZM258 58V57H257ZM120 59V58H119ZM97 60V59H96ZM168 60H169V62L172 64V66H173V62H172V60H170V58L168 57ZM148 61V60H147ZM17 62V61H16ZM80 62H82V61H80ZM120 62V61H119ZM168 61H167V63H166V65L169 63ZM9 63H11V61H9ZM85 63V62H84ZM101 63V62H100ZM122 63V62H121ZM133 63V62H132ZM141 63V62H140ZM139 63V64H140ZM146 63V62H145ZM151 63V62H150ZM161 63H162V61H161ZM82 64V63H81ZM147 64V63H146ZM16 65V64H15ZM83 65V64H82ZM142 65H144V69L145 68H147L148 66L146 65L145 66V64H142ZM75 66V65H74ZM74 66H73V68H74ZM100 66V65H99ZM202 67V69L204 68L205 69V67H209L208 69H210V67L212 66L214 69H215V75L214 76H212V75H210L209 76V74H206L207 76H205V79H206V77H208L209 76V80H208V78H207V81L206 82H203L202 84H194V79H195V76L196 77H198L196 74V70L199 68V67ZM79 67H80V65H79ZM82 67V66H81ZM84 67V66H83ZM143 67V66H142ZM174 68V67H173ZM176 68V67H175ZM174 68V69H175ZM177 69V68H176ZM180 69L179 70H176L177 72H179L180 71ZM73 70V69H72ZM77 70V69H76ZM212 70V69H211ZM175 71V72H176ZM200 71H202V70H200ZM82 72V71H81ZM80 73V72H79ZM170 73H173L172 71H170ZM201 73V72H200ZM199 73V74H200ZM213 73V72H212ZM213 73V74H214ZM227 73V74H226ZM76 74V73H75ZM173 74H177V73H173ZM79 75V74H78ZM83 75V74H82ZM171 76V75H170ZM170 76H168V77H170ZM173 76V75H172ZM204 76V75H203ZM202 76V77H203ZM226 76H228V78H225ZM74 77H76V76H74ZM86 77V76H85ZM201 77V80L203 79ZM80 78V77H79ZM171 78V77H170ZM174 78V79H175ZM84 79V78H83ZM250 79V78H249ZM77 80V79H76ZM84 80H86V79H84ZM84 80H82V81H84ZM166 80V79H165ZM164 80V81H165ZM198 80V79H197ZM200 80V81H201ZM143 81H144V79H143ZM167 81V80H166ZM196 81V80H195ZM203 81V80H202ZM140 82H142V81H140ZM197 82V81H196ZM248 82H250V81H247V82H245L244 81V83L242 82V84H241V88L240 89H242V91H243V102H242V106H241V110H242V113H243V117H242V124H243V127L245 128V130H246V132L247 133H249V134H251V135H253V136H255V138H260V137H262V136H260L258 133H255V132H252L251 131V124H252V122H254V123H257V122H255V119H258V118H256L257 116H259V111L258 112H256V110H249V109H251V108H249V106L247 107V105H249V103H247L246 102V100H244V98L246 97H248V96H252V97H250V98H253V96H256V98H258V100H259V103H260V105L261 106H264V98H263V96L261 95V93H259L260 91H262V90H258V89H260V88H256V86L255 85H253V84H250V83H248ZM33 83V82H32ZM80 83H81V81H80ZM144 83V82H143ZM71 84V83H70ZM86 83H84V85H85ZM156 84V85H155ZM34 85V84H33ZM160 85V84H159ZM157 87V88H156ZM79 88V87H78ZM161 88V87H160ZM225 88V89H224ZM236 88V89H235ZM163 89V88H162ZM240 89H239V91H240ZM83 90V89H82ZM89 90V89H88ZM76 91V90H75ZM96 91V90H95ZM259 91V92H258ZM236 92V91H235ZM11 93V92H10ZM13 93V92H12ZM68 93V92H67ZM81 93V92H80ZM156 93V94H155ZM164 93V90H163V92H162V94ZM134 94V93H133ZM146 94L148 95V96H146ZM236 94H238L237 92H236ZM263 94V93H262ZM164 95V94H163ZM163 95H159L160 97L161 96H163ZM136 97V96H135ZM157 97H158V95H157ZM147 98H149V100L147 101ZM159 98V97H158ZM157 98V99H158ZM239 99V98H238ZM140 100V99H139ZM154 100V101H155ZM248 100V99H247ZM88 101V100H87ZM237 102L236 103H239V101H240V99L239 100H236ZM14 102V101H13ZM248 102H249V100H248ZM236 103H235V107H236ZM149 105H150V103H148ZM70 105V104H69ZM143 105V106H144ZM152 105H150V106H152ZM148 106V105H147ZM233 106V108L231 109V110H235L236 108H234V104L232 105ZM260 106V107H261ZM149 107V106H148ZM145 108L147 111H148V109L149 110H151L150 108ZM210 107V110H208V108ZM136 108V107H135ZM249 108V109H248ZM262 109H264L263 107H262ZM144 110V108H142V110L141 111H143ZM145 110V111H146ZM208 110V111H207ZM237 110V109H236ZM235 110V111H236ZM261 110V109H260ZM66 111V110H65ZM140 111V112H141ZM145 111H143V114H145L144 112ZM224 111V110H223ZM229 111H230V109H229ZM200 112H204L203 114V118H197V117H195V116H193L192 114L194 113V114H197V113H200ZM225 112V111H224ZM238 112V111H237ZM237 112L234 114V115H236L237 114ZM68 113V112H67ZM138 113H139V111H138ZM151 113V112H150ZM228 113V112H227ZM143 114H140V117H143L142 115ZM192 115V117L190 118V116ZM135 115V114H134ZM200 115H202V114H200ZM230 115V114H229ZM232 115V114H231ZM139 116V115H138ZM114 117V116H113ZM122 117V116H121ZM147 117H149V119L151 120V121H149L148 119L146 120V118ZM193 117H195V118H193ZM220 119H219V118ZM227 117V116H226ZM66 118V117H65ZM79 118V117H78ZM78 118L77 117H75V121L76 122H79V120H78ZM197 118V119H196ZM216 118H218V119H216ZM228 118H231V117H229L228 116ZM112 119V118H111ZM134 119V118H133ZM223 119V118H222ZM233 119V117L230 119V120H232ZM71 120H72V118H71ZM109 120V119H108ZM148 121V122H146V121ZM215 120H217V122L215 121ZM236 120V119H235ZM10 121V120H9ZM9 121L7 120V122H8V124L6 123V121H5V125L4 124H2V128H4L3 129V131H8V135H10V136H8L6 139H7V141H6V143L7 144H9L8 146H11L10 144V141H11V139H12V137H11V130L13 129L12 128V124L11 125H9L10 123H9ZM14 121V120H13ZM13 121H12V123H13ZM111 121V120H110ZM109 121V122H110ZM145 121V122H144ZM223 121V120H222ZM228 121V120H227ZM11 122V121H10ZM21 122V121H20ZM22 122H25V120L23 121L22 120ZM111 122H114V121H111ZM110 122V123H111ZM135 122V121H134ZM230 122V121H229ZM45 123H46V120H45ZM225 123V122H224ZM223 123V124H224ZM14 124V123H13ZM27 124V123H26ZM74 124H76V123H74ZM78 124V123H77ZM178 124V125H177ZM220 124V123H219ZM231 124V123H230ZM232 124H234V123H232ZM264 124V123H263ZM23 125V124H22ZM96 125V124H95ZM216 125V124H215ZM215 125H213V126H215ZM221 125H222V122H221ZM24 126V125H23ZM62 126H64V125H62ZM65 126H66V124H65ZM137 126H139L138 125V123H137ZM220 126V125H219ZM226 126H227V124H226ZM233 126V125H232ZM254 125H252V127H253ZM26 127V126H25ZM96 127V126H95ZM99 127V126H98ZM229 127V126H228ZM258 127V126H257ZM1 128V127H0ZM1 128V129H2ZM136 128V127H135ZM134 128V129H135ZM138 128V127H137ZM212 128H215V127H212ZM221 129H220V131H218V132H220V134H221V130H222V127H220ZM230 128V127H229ZM231 128H233V127H231ZM66 129V128H65ZM85 130L86 129H89V127L88 128H84ZM98 129V128H97ZM263 129V128H262ZM14 130V129H13ZM83 130V129H82ZM85 130H83V131H85ZM92 130V129H91ZM90 130V131H91ZM199 130V131H198ZM212 130V129H211ZM62 131V130H61ZM70 131V130H69ZM73 131V130H72ZM89 131V130H88ZM127 131L125 132V131H123L124 132V134H126L127 133ZM198 131V132H197ZM255 131V130H254ZM60 132V131H59ZM62 132H64V131H62ZM86 132V131H85ZM202 132V130L200 131V133ZM204 132V131H203ZM209 132V131H208ZM223 132V131H222ZM228 132V131H227ZM257 132V131H256ZM65 133H66V130H65ZM72 132H70V134H71ZM73 133H76V132H73ZM87 133V132H86ZM88 133H90V132H88ZM120 133H122V132H120ZM224 133V132H223ZM229 133H230V131H229ZM84 134V132L82 133V135ZM123 134V133H122ZM133 134V133H132ZM202 134V133H201ZM210 134H211V132H210ZM219 134V135H220ZM231 134V133H230ZM65 135V134H64ZM64 135H62V136H64ZM84 135H86V134H84ZM121 135V134H120ZM212 135V134H211ZM225 135V134H224ZM227 135H228V133H227ZM226 135V136H227ZM2 136V135H1ZM28 136H30L31 137V135H28ZM68 135H66L65 137H67ZM69 136H71V135H69ZM114 136H116V135H114ZM124 136V140L126 139L127 140V136H128V133L126 134V138H125V135H123ZM122 136V137H123ZM133 136V135H132ZM221 136V135H220ZM234 136H236V134L234 135ZM77 137H79V136H77ZM117 137V136H116ZM122 137H121V140H123L122 139ZM129 137H131L130 135H129ZM137 136L135 135V138H136ZM199 138H201L200 136H198ZM225 136H223L222 138H224ZM250 137H252V136H250ZM67 138H70V137H67ZM71 138H72V136H71ZM111 138H112V136H111ZM120 138V136L118 137V139ZM135 138L133 137V140H135ZM170 138L171 139H174V140H177L176 141V145L174 146V148H172V145H171V148L172 149H164L163 151L160 149L161 148V146H163V145H160V146H158L157 144H158V142H159V144L161 143L160 141H164L165 140V142L166 141H170L169 143H173V140L171 141L170 140ZM177 138V139H176ZM179 138H180V140H179ZM221 138V137H220ZM2 139V138H1ZM1 139H0V142H1ZM74 139V138H73ZM80 139V138H79ZM114 139V138H113ZM117 138H116V142L117 141H120V140H118ZM215 139V138H214ZM226 139H227V137H226ZM13 140H14V138H13ZM22 140V139H21ZM25 140H29V138L28 139H25ZM75 140H77V138L75 139ZM126 140H125V142H126ZM129 140H130V142H129ZM132 140V141H133ZM201 139H199V141H200ZM216 140H219V139H217L216 138ZM225 140V139H224ZM228 140H230V139H228ZM249 140H252L251 138H249ZM4 141V140H3ZM74 141V140H73ZM102 141H104V139L102 140ZM102 141H101V143H102ZM109 141V140H108ZM198 141V142H199ZM220 141H221V139H220ZM232 141V140H231ZM25 142V141H24ZM96 142V141H95ZM111 142V141H110ZM114 142V141H113ZM112 142V143H113ZM124 142V141H123ZM124 142V143H125ZM128 142L131 144V139H129L128 138ZM219 142V141H218ZM98 144H100L101 145V143L100 142H97ZM115 143V142H114ZM118 143V142H117ZM194 143V142H193ZM200 143V142H199ZM233 144H234V142H232ZM232 143H231V145H232ZM244 143V142H243ZM14 144V143H13ZM92 144V145H91ZM91 144H89V145H91V146H93L94 147V144L93 143H91ZM97 144V145H98ZM127 144V148H129L128 147V143H126ZM129 144V145H130ZM133 144V143H132ZM162 144V143H161ZM166 144V143H165ZM175 144V143H174ZM196 144H198V143H196ZM205 144V143H204ZM223 144H224V142H223ZM223 144H220V145H223ZM89 145H87V146H89ZM115 145V144H114ZM169 145V144H168ZM192 145H195V143L194 144H192ZM205 145H207V144H205ZM231 145H229V146H231ZM244 145V144H243ZM91 146H89V149L91 148ZM133 146V145H132ZM157 147L156 148V151H157V154H156V158L155 157H153L154 159L152 160V159H150V154H151V152H153L152 150L154 149V147ZM216 146V145H215ZM214 146V147H215ZM218 146L219 145H217V147L216 148H214V152H216V153H218V154H221L223 157H227V158H235L236 159V157H238V156H241V155H243V154H245L244 153V150H246V149H244V147H242V149H244V150H242V149H238V147L236 148V146L235 145H232L231 147H232V149L231 148H229V147H225L224 145L219 149L218 148ZM227 146V145H226ZM235 147V149H234V147ZM240 147L242 146V145H239ZM245 146V145H244ZM260 146V145H259ZM258 146V147H259ZM3 147V146H2ZM11 147H13V146H11ZM15 147V146H14ZM96 147V146H95ZM123 147V146H122ZM164 147V146H163ZM199 147V146H198ZM211 147H212V145H211ZM226 148V149H222V148ZM6 148H7V146H6ZM5 148V149H6ZM10 148V147H9ZM84 148V147H83ZM88 148V147H87ZM101 148H103V146L101 147ZM135 148V147H134ZM134 148H132V149H134ZM249 148V147H248ZM248 148H247V151H248ZM110 150V152L109 153H111L112 152V150H111V148H109ZM113 149V151H114V149H116L115 148V146L112 148ZM123 149H124V147H123ZM123 149H121V151L123 150ZM163 149V148H162ZM195 149V148H194ZM198 149V148H197ZM199 149H201L200 147H199ZM198 149V150H199ZM256 149H258V148H256ZM262 148H261V146H260V152H262L263 153V151L264 150H261ZM263 149H264V147H263ZM3 150V149H2ZM24 150V149H23ZM94 150H97V149H94V148H92V151H94ZM108 150V149H107ZM118 151H119V149H117ZM251 150V149H250ZM249 150V151H250ZM253 150V149H252ZM91 151V150H90ZM104 151V150H103ZM116 151V150H115ZM115 151H114V153H115ZM120 151V153H123L124 152V150L121 152ZM73 152V151H72ZM82 152H84V155H86L85 154V152L86 151H84V149H83V151ZM102 152V151H101ZM194 152V151H193ZM204 152V151H203ZM202 152V153H203ZM214 152H211V153H213L214 154ZM246 152V151H245ZM251 153H252V151H250ZM248 153L247 152V156H249L251 153ZM1 153V152H0ZM26 152H23L22 153V157H24V155L23 154H25ZM96 153V152H95ZM100 154V151L99 152H97V154ZM106 153L107 154H109L108 153V151H106ZM113 153V152H112ZM118 153V152H117ZM130 153H132V152H130ZM130 153H128V154H130ZM156 153V152H155ZM215 153V154H216ZM72 154V153H71ZM89 153H87V155H88ZM103 154V153H102ZM124 154V153H123ZM128 154H127V156H128ZM212 154V155H213ZM214 154V155H215ZM30 155V154H29ZM110 155V154H109ZM108 155V156H109ZM118 155V154H117ZM117 155H115V156H117ZM132 155V154H131ZM149 155V156H148ZM192 154L190 153V156H191ZM199 155V154H198ZM203 155V154H202ZM207 155V154H206ZM220 155V156H221ZM253 155V154H252ZM26 156V155H25ZM41 156V155H40ZM78 156V155H77ZM90 156V155H89ZM93 156V155H92ZM98 156H100V155H98ZM108 156H104L106 159H107V157ZM120 156H122V154L120 155ZM31 157V156H30ZM29 157V158H30ZM42 157V156H41ZM67 157H68V155H67ZM91 157V156H90ZM100 157H102L103 158V156L101 155ZM125 157V156H124ZM159 157V158H158ZM192 157V156H191ZM202 157V156H201ZM200 157V158H201ZM210 157V156H209ZM28 158V159H29ZM38 158H40V157H38ZM61 158V157H60ZM77 158V157H76ZM75 157H74V159H76ZM79 158V157H78ZM77 158V159H78ZM84 158H85V156H84ZM95 158V157H94ZM157 158H158V161H157ZM193 158H197V161H198V159L201 161V159L200 158H198V156H196V157H193ZM212 158V157H211ZM218 158V157H217ZM243 158H245V157H243ZM254 157H252V159H253ZM257 158V157H256ZM25 159H27V158H25ZM66 159V157L64 158V160ZM69 159H71V158H69ZM82 159V158H81ZM93 159V158H92ZM101 159V158H100ZM99 159V161H102V160H100ZM120 159V158H119ZM126 159H128V158H126ZM131 159V158H130ZM213 159H214V157H213ZM246 159V158H245ZM255 159V158H254ZM253 159V160H254ZM30 160H31V158H30ZM41 160H43L44 161V159L43 158H41ZM61 160H63V159H61ZM68 160V159H67ZM91 160V159H90ZM105 160V159H104ZM112 160L114 161V158H112ZM112 160H111V162H112ZM124 160V159H123ZM123 160H121V161H123ZM152 160V161H151ZM206 160V159H205ZM215 160V159H214ZM224 160H225V158H224ZM251 160V159H250ZM249 160V161H250ZM256 160V159H255ZM263 160V159H262ZM25 161V160H24ZM40 161V160H39ZM69 161V160H68ZM96 161V160H95ZM106 161V160H105ZM120 161V160H119ZM128 161V160H127ZM127 161H125V164H126V162ZM190 161H193L192 162V164H195V168H196V171L198 172V169H202V168H204L203 170H205V167H202L201 165L204 163V161H203V163L201 164V163H199V162H196L195 161V159L193 160V159H191ZM260 161V160H259ZM258 161V163L260 164V162ZM17 162H20L19 161V158L17 159ZM45 162V161H44ZM44 162H42L41 164H39V163H31V161H29V162H27V164L25 165V166H27L26 167V169H24L25 168V166L24 167H22L23 166V164H21L22 166H21V172H22V169H23V171H24V175H23V181H20V180H18V182L20 181V183L22 182V186H20V187H18L19 189L16 191V192H18L19 194L20 193H22V195L24 194V193H26V194H28V196H31V200H30V202L28 203L29 204V207H30V209L29 210H31L32 208H35L36 206H39L40 204H42L43 205V201L45 202V201H48V198L49 197H52L51 195H52V191L51 190H55V189H52L53 187V184H52V186H51V182L52 183H54L53 181L54 180H51V181H47L48 183L50 182V185H48V187L49 186H51V188H48V190L49 189H51L50 190V192H51V195H47L48 194V190L46 189V191H45V188H46V183L47 182H44V180L43 179H45V177H38L37 176V172L38 171H41L43 168H44V166H43V164H45ZM73 161H71V165L70 164H68L67 165V162H66V165H65V167H69V168H75L74 166L75 165H73L74 163H72ZM82 162V161H81ZM81 162H80V164H81ZM88 162H90V161H88ZM94 162V161H93ZM92 162V163H93ZM98 161H96V163H97ZM106 162H108V161H106ZM111 162H110V164H111ZM129 162V161H128ZM202 162V161H201ZM207 161H205V163H206ZM253 162H255V161H253ZM15 163V162H14ZM13 163V164H14ZM21 163H22V161H21ZM68 163H70V162H68ZM77 163V162H76ZM87 163V162H86ZM86 163H83V164H86ZM91 163V162H90ZM89 163V164H90ZM99 163V162H98ZM109 163V162H108ZM117 163V162H116ZM120 163V162H119ZM119 163H118V166H119ZM124 163V162H123ZM122 163V165H124ZM189 163H191V162H189ZM204 163V164H205ZM216 163V162H215ZM219 163V162H218ZM217 163V164H218ZM249 163V162H248ZM251 163V162H250ZM11 164H12V161H11ZM11 164H10V166L9 165H7L8 166V168L10 169L9 171H10V173H11V170H13V168L15 169V165L14 166H12L11 167ZM60 164V163H59ZM62 164V163H61ZM82 164V165H83ZM88 164V163H87ZM95 164V163H94ZM106 166H107V164L106 163H104ZM109 164V165H110ZM112 164H113V166H114V162H112ZM132 164V163H131ZM207 164V163H206ZM205 164V165H206ZM256 164V163H255ZM45 165H47V164H45ZM91 165V164H90ZM258 165V164H257ZM256 165V166H257ZM86 165H84V167H85ZM120 166H121V164H120ZM208 167H210L209 166V164L207 165ZM215 166V165H214ZM217 166V165H216ZM245 166H247L246 164H245ZM64 166L62 167V168H65ZM67 167V168H68ZM80 167V166H79ZM83 167V168H84ZM88 167L89 166H87L86 168L88 169ZM109 167H111V166H108V168ZM115 167H117V165H115ZM129 167H131V165L129 166ZM219 167V166H218ZM217 167V168H218ZM248 167V166H247ZM246 167V168H247ZM20 168V167H19ZM47 168V167H46ZM73 168L69 171V172H72V174H74L73 172ZM85 168V169H86ZM118 169H119V167H117ZM249 168H251L250 166H249ZM249 168H247L246 170H249ZM253 168V167H252ZM251 168V169H252ZM90 169V168H89ZM88 169V170H89ZM118 169H116V170H118ZM207 169V171L208 172H210V174L212 173V171L214 172L215 171V169L216 168H214V170H212V168L210 169L211 171H209V169L208 168H206ZM218 169H220V168H218ZM223 169V168H222ZM78 170V169H77ZM92 170V169H91ZM90 170V171H91ZM195 170V169H194ZM253 170V169H252ZM2 171V170H1ZM0 171V173H1V176H2V172ZM54 171V170H53ZM82 171H85L84 169H82ZM94 171V170H93ZM206 171V170H205ZM217 171V170H216ZM251 171V170H250ZM253 171H256V170H253ZM78 172V171H77ZM100 172H101V170H100ZM106 172H108V170L106 171ZM105 172V173H106ZM112 172V171H111ZM115 172V171H114ZM9 173V174H10ZM13 173V172H12ZM37 173V174H36ZM93 173H95V172H93ZM104 173V172H103ZM102 173V175H104ZM118 173H120L119 171H118ZM122 173V172H121ZM237 173V172H236ZM250 173V172H249ZM256 173V172H255ZM46 174V173H45ZM57 174V173H56ZM59 174V173H58ZM92 174V173H91ZM112 174V173H111ZM210 174H208V176L210 175ZM252 174H254V173H252ZM263 174H264V172H263ZM14 175V174H13ZM43 175V174H42ZM62 174H60V176H61ZM84 175V174H83ZM94 175V174H93ZM101 175V177H103ZM192 175H193V177H192ZM258 175V174H257ZM44 176V175H43ZM54 176V179H55V176L56 175H53ZM69 176H71V175H69ZM95 177H96V175H94ZM100 176V175H99ZM124 176H126L125 175V173H124ZM250 176V175H249ZM259 176V175H258ZM12 177V175L10 176L9 175V177L8 178H11ZM76 177H77V175H76ZM81 178H82V175L80 176ZM107 177V176H106ZM108 177H111V176H108ZM132 177V176H131ZM253 177V176H252ZM251 177V178H252ZM256 177V176H255ZM260 177V176H259ZM20 178V177H19ZM56 178H59L60 180H61V178L59 177V176H57ZM72 178H75V177H72ZM80 178V179H81ZM58 179V180H59ZM66 179V178H65ZM85 179V178H84ZM90 179V178H89ZM104 179V178H103ZM108 180L110 179V178H107ZM116 179V178H115ZM121 179V178H120ZM124 178H122V180H123ZM125 179H126V177H125ZM125 179H124V182H125ZM131 179V178H130ZM130 179H128V180H130ZM261 179V178H260ZM58 180H56L55 179V181L58 183L59 181ZM62 180H64V179H62ZM61 180V181H62ZM70 180V179H69ZM73 180V179H72ZM99 180V179H98ZM127 180V181H128ZM216 180H217V177H216ZM234 180V179H233ZM255 179L253 178V180L251 179V181L253 182ZM10 181H12V178L10 179ZM61 181L59 182V184H61ZM65 181V180H64ZM84 180H82V182H83ZM86 181V180H85ZM87 181H89L88 179H87ZM86 181V182H87ZM90 181H92V177H91V179H90ZM104 181H105V183H106V180L104 179ZM104 181H102L103 183H104ZM114 181H118L117 179L116 180H114ZM120 181V180H119ZM236 181V180H235ZM250 181V180H249ZM248 181V182H249ZM56 182L54 183V186L56 185ZM67 182V181H66ZM76 182H77V180H76ZM75 182V183H76ZM234 182V181H233ZM261 182V181H260ZM4 183H6V182H4ZM11 183V182H10ZM78 183V182H77ZM76 183V184H77ZM80 183V182H79ZM87 183H89V182H87ZM91 183V182H90ZM95 183H96V181H95ZM122 184H123V182H121ZM128 183V182H127ZM130 183V182H129ZM58 184V185H59ZM63 184V183H62ZM74 184V183H73ZM72 184V185H73ZM98 184H100V182H98ZM107 184V183H106ZM7 185V184H6ZM75 185V184H74ZM73 185V186H74ZM80 185V184H79ZM94 185V184H93ZM115 185V186H116ZM250 185V184H249ZM252 185V184H251ZM255 185V184H254ZM10 186V185H9ZM63 186H65V184H63ZM72 186V187H73ZM77 186V185H76ZM114 186V187H115ZM122 186V187H123ZM253 186V185H252ZM251 186V187H252ZM6 187H8V185L6 186ZM83 186H81L80 188H82ZM110 187V186H109ZM113 187V186H112ZM259 187V186H258ZM263 187V186H262ZM2 188H3V186H2V184L0 183V191L2 190ZM70 188V187H69ZM75 188V187H74ZM79 188V189H80ZM84 189H85V187H83ZM94 188V187H93ZM96 188V187H95ZM116 188V187H115ZM119 188H117V189H119ZM254 189H256L255 188V186L253 187ZM264 188V187H263ZM9 189V188H8ZM14 189V188H13ZM12 189V190H13ZM62 189V188H61ZM75 189H77V188H75ZM74 189V190H75ZM83 189V191H85ZM98 189V188H97ZM97 189H95V191H97ZM108 189V188H107ZM110 189V188H109ZM108 189V190H109ZM116 189V190H117ZM6 190H7V188H6ZM11 189H9V191H10ZM11 190V191H12ZM16 190V189H15ZM69 191H70V189H68ZM73 190V191H74ZM92 190V189H91ZM257 190V189H256ZM262 190H264V189H262ZM8 191V190H7ZM73 191H71V192H73ZM88 191H90V190H88ZM212 191V190H211ZM255 191V190H254ZM6 192V191H5ZM70 192V193H71ZM77 191H75L74 193H76ZM91 192H94V190H92ZM100 192V191H99ZM103 192V191H102ZM233 192V191H232ZM56 192L54 191V194H55ZM68 193V192H67ZM69 193V194H70ZM81 193H83V192H81ZM86 193L88 194L89 192H87L86 191ZM101 193V192H100ZM99 193V194H100ZM104 193V192H103ZM102 193V194H103ZM115 193V192H114ZM113 193V194H114ZM261 193V192H260ZM264 193V192H263ZM26 194H25V196H26ZM105 194V193H104ZM227 194V193H226ZM226 194H225V198L226 197H229V195H227L226 196ZM236 194V193H235ZM10 195H12V194H10ZM56 195H57V193H56ZM56 195H53L54 197H55V199H57L58 201H59V199L58 198H56L57 196ZM65 195H68V194H65ZM71 195V194H70ZM73 195V194H72ZM76 195H79L80 196V198H81V195H80V192H79V194H78V192H77V194ZM85 196H86V194H84ZM84 195L82 196L83 198H81V199H84ZM89 196H90V194H88ZM210 195V194H209ZM233 195V194H232ZM59 196V195H58ZM79 196H76L75 197V194H74V197L72 198V196H71V198H72V200L73 199H75L76 200V203H77V197H79ZM97 196V195H96ZM101 196V195H100ZM5 197H7L6 195H4V194H2V193H0V208L2 207L1 205H3V203L2 202H4V199H5ZM59 197H62L61 199H64L65 200V196L63 197V195L61 194V196H59ZM67 197V196H66ZM70 197V196H69ZM68 197V198H69ZM108 197V196H107ZM261 197H263V196H261ZM16 198V197H15ZM28 198V197H27ZM88 199V197H85V199ZM103 198V197H102ZM231 198V197H230ZM14 199V198H13ZM50 199V198H49ZM60 199V200H61ZM105 199H107V198H105ZM207 199H208V197H207ZM206 198H205V200H207ZM227 199V198H226ZM255 199H257V198H255ZM262 199H264V198H262ZM20 200V199H19ZM66 200H67V198H66ZM261 200V199H260ZM10 201V200H9ZM62 201V200H61ZM60 201V202H61ZM102 201V200H101ZM228 201L232 204V202H231V200L230 199H228ZM227 201V202H228ZM59 202V203H60ZM66 202V201H65ZM70 202V201H69ZM86 202V201H85ZM226 202V201H225ZM229 202H228V204H229ZM264 202V201H263ZM24 203H26V202H24ZM64 203V202H63ZM71 203V202H70ZM75 202H73V204H74ZM74 204V206L76 205L77 207H76V210H77V208L79 207V202H78V204ZM90 203V202H89ZM103 203V202H102ZM107 203V202H106ZM234 203V202H233ZM251 203H252V201H251ZM260 203V202H259ZM9 204H10V202H9ZM9 204H6V205H9ZM27 204V203H26ZM28 204H27V206H28ZM227 204V203H226ZM227 204V205H228ZM252 204H254V203H252ZM264 204V203H263ZM48 205V204H47ZM54 205V204H53ZM59 205H61V204H59ZM83 205H85V204H83ZM93 205V204H92ZM96 204L94 203V205L93 206H95ZM105 205H108V203L107 204H105ZM234 205V204H233ZM64 205H62V207H63ZM65 206H67V208H68V203H67V205H65ZM82 206V205H81ZM101 206V205H100ZM99 206V207H100ZM3 207H4V205H3ZM9 207V206H8ZM16 208H17V206H15ZM19 207H20V205H19ZM50 207H52V206H50ZM88 207V205L86 206V208ZM101 207H103V205L101 206ZM105 207V206H104ZM264 207V206H263ZM16 208H15V210H16ZM58 208L60 209L61 208V206H58ZM65 208V207H64ZM71 208L74 210L75 208L74 207H72L71 206ZM71 208H70V211H71ZM90 208H92V207H88V210H85V211H88V212H90L91 210H90ZM225 208V207H224ZM10 209H12L13 210V208H10ZM25 209V208H24ZM39 209H41L40 207L37 209L38 210V212L39 211H41V210H39ZM94 209V208H93ZM204 209V208H203ZM226 209V208H225ZM12 210H11V212H12ZM14 210V211H15ZM25 210H27V209H25ZM36 210V209H35ZM52 210H53V208H52ZM76 210H74V211H76ZM80 210V209H79ZM82 210V209H81ZM95 210V209H94ZM93 210V211H94ZM102 210V209H101ZM104 210V209H103ZM48 212H50V213H52L51 212V209H48L47 210ZM55 211V210H54ZM66 211V210H65ZM69 211V212H70ZM95 211H97V210H95ZM204 211V210H203ZM27 212H28V210H27ZM32 212H33V210H32ZM42 212H45V211H42ZM92 212V211H91ZM60 213V212H59ZM68 213V212H67ZM73 213V211H71V213L70 214H72ZM75 213V212H74ZM87 213V212H86ZM96 213V212H95ZM9 214V213H8ZM12 214H14L13 212H12ZM11 214V215H12ZM53 214H57V216H58V218L60 217V214H58L57 212L55 213V212H53ZM53 214H51L52 215V217L51 218H56L55 216H53ZM83 214H85V212L83 213ZM106 213H104V215H105ZM207 214V213H206ZM10 215V216H11ZM15 215V214H14ZM34 215V214H33ZM36 215V214H35ZM69 215V213L67 214V216ZM81 216H83L82 214H80ZM86 215V214H85ZM103 215V214H102ZM107 215V214H106ZM8 216V215H7ZM21 216V215H20ZM66 216V215H65ZM70 216V215H69ZM71 216H73V215H71ZM79 216V215H78ZM78 216H75L76 217V219H77V217ZM62 217V220H63V216H61ZM75 217L73 218V217H69L68 219L70 220V222H71V220H72V218H73V222L75 221L76 222V220H75ZM21 218V217H20ZM50 218V219H51ZM65 219V223L64 224H66V220H67V218L66 217H64ZM203 218H204V215H203ZM25 219V218H24ZM59 219H61V218H59ZM80 218L78 217V219L77 220H79ZM101 219V218H100ZM106 219V218H105ZM27 220V219H26ZM63 220V221H64ZM69 220H68V222L67 223H70L69 222ZM82 220H84V218L82 219ZM97 220H99V218L97 219ZM103 220L104 219H101V221L99 220V222H103ZM107 220V219H106ZM106 220H104V223H105V221ZM19 220H17L16 222L19 224V222H18ZM32 221V220H31ZM35 221V220H34ZM38 221V220H37ZM40 221V220H39ZM41 221H43V220H41ZM40 221V222H41ZM44 221H45V218H44ZM47 221H49V220H47ZM47 221H46V223H47ZM52 221H53V219H52ZM90 220H88V222H89ZM207 221V220H206ZM4 222V225L6 224V222H9V221H3ZM16 222H14L15 224H17ZM28 222V221H27ZM55 222H57V221H55ZM58 222H62V221H58ZM73 222H71V224L73 223ZM94 222H96V221H94ZM94 222H91V223H94ZM2 223V222H1ZM13 223V224H14ZM23 223V222H22ZM33 223H35V222H33ZM38 223V222H37ZM42 223V222H41ZM41 223H39V224H41ZM45 223V222H44ZM63 223V222H62ZM77 223V222H76ZM78 223L79 224H81V222L80 221H78ZM97 223H98V221H97ZM107 223H108V220H107ZM3 224V223H2ZM21 224V223H20ZM24 224V223H23ZM48 224V226L49 225H51V223L49 224V223H47ZM46 224V225H47ZM55 224V223H54ZM75 224V223H74ZM77 225L76 224V227L78 226V227H81L82 226V224H81V226L80 225ZM89 225H90V223H88ZM203 224V223H202ZM8 224H6V226H7ZM38 225V224H37ZM44 225V224H43ZM53 225V224H52ZM51 225V226H52ZM59 225V227H56V229H58V228H60V224H58ZM57 225V226H58ZM62 225V224H61ZM67 225H69V224H67ZM85 225V224H84ZM83 225V226H84ZM255 225V224H254ZM5 226V227H6ZM15 226H17V225H15ZM26 226V225H25ZM29 226V225H28ZM31 226V225H30ZM21 227L20 229V231H19V229L17 230H11L10 228V230L9 229H6V230H3L2 232H0V243H2L3 241L6 243V244H9V243H11L12 242V240H11V242H9V240L11 239L10 237H13L14 235H20L21 233H24L25 235H26V233H28L29 232V230L31 231V229H33V231H34V229H35V227L34 226H31V227ZM45 226V225H44ZM56 226V225H55ZM54 226V227H55ZM66 226V225H65ZM64 226V227H65ZM71 226H73L74 227V225L72 224V225H70V229H69V231L71 230ZM86 226V225H85ZM84 226V227H85ZM98 226V225H97ZM104 226H106V224L104 225ZM108 226H109V224H108ZM108 226H107V228H108ZM202 226V225H201ZM62 227H63V225H62ZM77 227V228H78ZM83 227V228H84ZM100 227V226H99ZM255 227V226H254ZM38 228V227H37ZM53 228V227H52ZM65 228H67V227H65ZM69 228V227H68ZM76 228V229H77ZM92 228H94V226L92 227ZM199 228V229H198ZM259 229H260V233L263 235V237H264V219H262L261 220V224H260V227H258ZM43 229V228H42ZM41 229V230H42ZM48 229V228H47ZM47 229H44V230H46V231H48ZM51 229V228H50ZM55 229V228H54ZM60 229H62V228H60ZM64 229V228H63ZM63 229H62V231H63ZM76 229H74V230H76ZM197 229V230H196ZM40 230V231H41ZM43 230V231H44ZM66 230V229H65ZM64 230V231H65ZM73 230V231H74ZM96 231H95V233L97 232V229H95ZM109 230V229H108ZM196 230V231H195ZM32 231V232H33ZM45 231V232H46ZM59 231V230H58ZM62 231H61V233H62ZM69 231H68V229H67V231H66V233L68 232L69 233ZM85 231V232H84ZM83 232L85 233V236L87 235L86 234V230H84ZM89 231H91V230H89ZM89 231H87V233L89 232ZM212 231H214V230H212ZM38 232V231H37ZM49 232L50 233H56L57 234V231L55 232V231H53V232H51V231H48L47 233V235H48V237L50 238V236L49 235H51V234H49ZM70 232H72V231H70ZM202 232V231H201ZM4 235H3V234ZM36 233V232H35ZM60 233V232H59ZM64 233V232H63ZM66 233L64 234V236H66ZM67 233V234H68ZM73 233V232H72ZM82 233V232H81ZM84 233H82V234H84ZM91 232H89L88 233V237H89V234H90ZM217 233V232H216ZM29 234H30V232H29ZM32 234V233H31ZM38 234V233H37ZM42 234V233H41ZM45 234V233H44ZM82 234L80 235V234H78V235H80V236H82ZM94 233H93V231H92V235H93ZM43 235V234H42ZM59 235V234H58ZM63 235V234H62ZM92 235H91V237H92ZM108 234H106L105 236H107ZM195 235H197V236H195ZM202 235H203V233H202ZM35 236H37V235H33V237L35 238ZM44 236V235H43ZM46 236V235H45ZM53 236V235H52ZM55 236H57V235H55ZM69 236V235H68ZM84 236V235H83ZM82 236V237H83ZM84 236V237H85ZM103 237H104V235H102ZM112 236V237H111ZM204 236V235H203ZM32 237V236H31ZM31 237H30V235H29V237H28V239L30 240L31 239ZM63 237V236H62ZM81 237V238H82ZM87 237V238H88ZM93 237H95L94 235H93ZM39 238H41V237H39ZM38 238V239H39ZM42 238H45V237H42ZM49 238H47V239H49ZM54 238V237H53ZM53 238H50V239H53ZM65 238V237H64ZM64 238H62L63 239V241H62V239H61V236H60V240L59 241H62V243H61V245L63 244V243H65V242H67V241H64ZM77 238H79L78 236H77ZM76 238V239H77ZM99 238V237H98ZM106 238H108V237H105V239ZM5 239H7L8 240V242L7 241H5ZM38 239H36L35 238V241L36 240H38ZM46 239V238H45ZM44 239V240H45ZM59 239V238H58ZM68 239V238H67ZM93 239V238H92ZM97 239V238H96ZM95 239V240H96ZM104 239V238H103ZM185 239H187V240H185ZM196 239V238H195ZM200 239V238H199ZM203 239V238H202ZM33 240V239H32ZM40 240H43V239H40ZM39 240V241H40ZM43 240V241H44ZM95 240L94 241H92V242H95ZM106 240H108V239H106ZM191 240H192V242H191ZM198 240V239H197ZM256 240V239H255ZM31 241V240H30ZM46 241V240H45ZM50 241V240H49ZM59 241L57 240V243L58 244H60L59 243ZM79 241L81 242L82 241V239L80 240V238H79ZM83 241H85L86 242V239H84ZM82 241V242H83ZM97 241H98V239H97ZM96 241V242H97ZM99 241H100V239H99ZM98 241V242H99ZM109 241V240H108ZM34 242V241H33ZM41 242V241H40ZM73 242H75V244H78V246H80L81 244H82V242L81 243H78V241H76L75 239H74V241ZM73 242H72V244H73ZM101 242H102V239H101ZM104 242V241H103ZM22 243H24V242H21V245H22ZM30 243V242H29ZM32 243V242H31ZM53 243V241H51V244ZM20 244V243H19ZM25 244H27V243H25ZM38 246H39V244L38 243H36ZM51 244L49 245V246H51ZM75 244H73V245H75ZM80 244V245H79ZM87 244H89V243H87ZM86 244V245H87ZM105 244H107L106 242H105ZM206 244V243H205ZM204 244V245H205ZM24 245V244H23ZM29 245V244H28ZM33 245V244H32ZM35 245V244H34ZM65 245V244H64ZM72 245V246H73ZM196 245V244H195ZM20 246V245H19ZM26 246V245H25ZM24 246V247H25ZM49 246H47L46 245V247H49ZM54 246V245H53ZM57 246V245H56ZM58 246H60V245H58ZM57 246V247H58ZM76 246V245H75ZM77 246V247H78ZM83 246V245H82ZM95 246V245H94ZM203 246V245H202ZM40 247V248H39ZM39 247H37V248H39V250H42L41 249V245L39 246ZM43 247V246H42ZM46 247L44 246V248L46 249ZM62 248L64 247V246H61ZM71 247V246H70ZM69 247V248H70ZM76 247V248H77ZM96 247V246H95ZM94 247V248H95ZM199 247H200V245H199ZM260 247V246H259ZM0 248H3L2 246L0 247ZM20 248V247H19ZM32 248V247H31ZM34 248V247H33ZM35 248H36V246H35ZM53 248H56L55 246L53 247ZM52 248V249H53ZM59 248L60 250H62V251H64L63 249L65 248ZM67 249H68V247H66ZM72 248V247H71ZM76 248L75 249H73L72 251H74V250H76ZM79 248V247H78ZM93 248V249H94ZM100 248H103V247H99V249ZM20 249H22V251H24L23 249L24 248H20ZM19 249V250H20ZM26 249V248H25ZM49 249H50V247H49ZM52 249H50L51 251H52V253H56V255L58 254L57 252H55L56 250H52ZM59 249H57V251L59 250ZM66 249V250H67ZM81 249V248H80ZM91 249V248H90ZM88 250V248H86V250H88L89 252H87V251H85V248H84V250L83 251H81V252H87V253H90L91 254V250H93V249H91V250ZM97 247H96V250H99ZM3 250V249H2ZM5 250V249H4ZM37 250V249H36ZM59 250V251H60ZM65 250V251H66ZM101 251H103V252H105L106 251V249L104 248V250H102V249H100ZM21 251V250H20ZM34 250H32L31 252H30V250H28V252H30V253H34L33 252ZM38 251V250H37ZM46 251V250H45ZM44 251V252H45ZM49 251V250H48ZM54 251V252H53ZM80 251V250H79ZM18 252V251H17ZM26 252V251H25ZM39 252V251H38ZM67 252H69V253H71V250H69V251H67ZM20 253V252H19ZM18 253V254H19ZM30 253H28V254H30ZM42 253V252H41ZM69 253H68V257L70 256L69 255ZM72 253H74V252H72ZM5 254V253H4ZM4 254H2V256L4 255ZM23 254V253H22ZM24 254H26L27 255V253H24ZM38 254V253H37ZM45 254V253H44ZM187 254V253H186ZM200 254V253H199ZM26 255H24V256H26ZM76 255V254H75ZM79 255L82 257H80L79 258ZM94 255V253L91 255L92 257H94L93 256ZM188 255V254H187ZM203 255V254H202ZM201 255V256H202ZM0 256H1V254H0ZM10 256V255H9ZM24 256H22V257H24ZM39 256H41V254L39 255ZM42 256H43V254H42ZM49 256V257H48ZM74 255H72V257H73ZM78 256V258H76ZM88 256H89V254H88ZM181 256V257H180ZM4 258H6L7 259V254L5 255V256H3ZM16 257H17V254H16ZM20 257V255H18V260H17V258L16 259H12V261H15L14 263H19L18 261L19 260H21L22 258H19ZM45 257H46V255H45ZM47 257L48 258H50V257H52V255L50 256V254L48 253V255H47ZM55 256H53V258H54ZM72 257H70V260H72ZM76 257L74 256V259H76V261H77V259L79 260V263L81 262V261H83L84 259H83V257H85V256H83V254L81 255L80 253H78V255H76ZM90 257V256H89ZM89 257H86V258H89ZM89 258V259H87L88 260V262L90 261V259L92 260V259H94V258ZM96 257V256H95ZM106 257V256H105ZM226 257V256H225ZM4 258H2V261H3V263H5L4 262ZM14 258V257H13ZM25 258V257H24ZM23 258V259H24ZM27 258V257H26ZM33 258V257H32ZM44 258V257H43ZM42 258V259H43ZM53 258H52V261L51 262H53L54 260H55V258H54V260H53ZM99 258H100V256H99ZM98 257H97V259H99ZM68 259L69 258H67V260H64V264L66 263L65 261H68ZM83 259V260H82ZM189 259V258H188ZM8 260V259H7ZM11 260V259H10ZM9 260V261H10ZM26 260V259H25ZM28 260H30V258L29 259H27V261ZM32 261L33 260H35V259H31ZM30 260V261H31ZM39 260V259H38ZM41 260V259H40ZM51 260V259H50ZM62 260H63V258H62ZM105 260V259H104ZM208 260V259H207ZM1 261V262H2ZM42 261H46V259L45 260H41V262ZM57 261L58 260H56V263H57ZM75 261V260H74ZM74 261H73V264H74ZM84 261H86V260H84ZM83 261V262H84ZM101 261V260H100ZM190 261V260H189ZM209 261V260H208ZM24 262V261H23ZM36 262V261H35ZM49 262V261H48ZM47 262V264H49ZM69 262V261H68ZM71 262V261H70ZM83 262H81V263H83ZM94 262H96V260H94ZM177 262V261H176ZM186 262V261H185ZM210 262V261H209ZM229 262V261H228ZM11 263V262H10ZM27 262H25V264H26ZM45 263V262H44ZM59 263L60 264H62L61 263V261L59 260ZM76 263V262H75ZM80 263V264H81ZM86 262H84V264H85ZM91 264H94V263H92V262H90ZM97 263V262H96ZM178 263H179V261H178ZM181 263V262H180ZM183 263V262H182ZM207 263V262H206ZM232 263V262H231ZM13 264V263H12ZM20 264V263H19ZM21 264H22V262H21ZM46 264V263H45ZM51 264H53V263H51ZM55 264V263H54ZM58 264V263H57ZM68 264V263H67ZM72 264V263H71ZM87 264V263H86ZM105 264V263H104ZM177 264V263H176Z\"/></svg>",
  "mask_w": 264,
  "mask_h": 264
}]
</instances>
